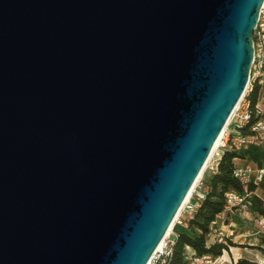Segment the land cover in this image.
Masks as SVG:
<instances>
[{
    "label": "water",
    "instance_id": "1",
    "mask_svg": "<svg viewBox=\"0 0 264 264\" xmlns=\"http://www.w3.org/2000/svg\"><path fill=\"white\" fill-rule=\"evenodd\" d=\"M264 0H0V264H149L249 84Z\"/></svg>",
    "mask_w": 264,
    "mask_h": 264
},
{
    "label": "built area",
    "instance_id": "2",
    "mask_svg": "<svg viewBox=\"0 0 264 264\" xmlns=\"http://www.w3.org/2000/svg\"><path fill=\"white\" fill-rule=\"evenodd\" d=\"M254 47H255V60L251 70L249 84L247 89L233 112L228 126L224 130L220 143L217 149L213 152L206 167H210L213 174H216L219 169L220 162L226 150L242 151L250 147H261L264 145V120L261 118V110L257 106V111L251 109V101L249 95L253 92L256 86L264 87V6L261 10L260 18L254 32ZM258 118V122L251 126L249 134H243L241 129L250 127L253 118ZM235 177L238 178L245 188V193L240 194L237 191H230L227 194V204L224 212L221 214H228L235 208H247L252 206L251 198L253 193L249 192V185H259L264 181V170L254 171L251 167H237L235 169ZM205 185L200 186L199 190L193 191L189 202L187 203V217L192 219L194 213L205 200L207 195ZM194 199V201H193ZM264 204V201H263ZM218 242L228 245L225 241V235H218ZM178 239V235L172 231V234L165 240L162 249L158 250L149 264H168L173 254V247ZM234 250L232 246H228L223 251V254L218 258L211 256L198 257L195 253L188 248L187 260L188 264H238L240 259L232 257Z\"/></svg>",
    "mask_w": 264,
    "mask_h": 264
},
{
    "label": "trees",
    "instance_id": "3",
    "mask_svg": "<svg viewBox=\"0 0 264 264\" xmlns=\"http://www.w3.org/2000/svg\"><path fill=\"white\" fill-rule=\"evenodd\" d=\"M261 88L256 86L249 95L251 109L256 112L260 100ZM258 118H253L250 127L241 129L243 134H249L251 126L258 122ZM241 153L236 150H226L220 162L218 172L212 176L208 182L209 191L205 200L194 213L193 218L188 222L187 227L177 229V242L173 247V254L168 264H188L187 253L190 248L196 256H211L218 258L223 251L231 246L225 245L212 239L213 226L218 217L224 212L227 204V194L230 191L245 193L242 182L235 177L236 160L241 158ZM256 186L249 185V192L253 193L251 198L252 210L264 217V204L254 196ZM238 264H256L247 259L239 260Z\"/></svg>",
    "mask_w": 264,
    "mask_h": 264
},
{
    "label": "rangeland",
    "instance_id": "4",
    "mask_svg": "<svg viewBox=\"0 0 264 264\" xmlns=\"http://www.w3.org/2000/svg\"><path fill=\"white\" fill-rule=\"evenodd\" d=\"M213 175L210 167H206L203 175L194 186L193 191L199 190L200 186L203 185L206 187ZM187 208V204L184 205L176 219L170 235L172 234V231L176 233L177 229L184 227L186 222L185 218L187 217ZM233 211L238 215L236 217L238 220L236 222L238 228H235L236 231L234 234H225V241L230 243L233 248L239 247L238 250L234 249V256L231 255L232 260L234 257L240 260L247 259L256 264H264V217L253 214L252 206L244 209L235 208ZM237 229H239V231H237ZM218 240L219 238L216 237V241ZM241 243L243 244L241 245ZM233 264H235L234 261Z\"/></svg>",
    "mask_w": 264,
    "mask_h": 264
},
{
    "label": "crops",
    "instance_id": "5",
    "mask_svg": "<svg viewBox=\"0 0 264 264\" xmlns=\"http://www.w3.org/2000/svg\"><path fill=\"white\" fill-rule=\"evenodd\" d=\"M258 106L261 110V118L262 120H264V87H262L260 91V100H259ZM240 153L242 156L241 158L237 159L235 163L237 167H241V168L251 167L254 171L264 170V145L261 147H250L249 149L240 151ZM255 186H256V190L254 192V196L259 198L263 202L264 201V181L261 184L255 185ZM206 191L207 192L209 191L208 185L206 186ZM252 212L255 215H259L257 212H254L253 210ZM237 216L238 215L235 214V211H232L228 214L220 215L217 221L214 223L212 239L216 240V237H218V235L221 233L224 235L226 233L234 234V232L236 231L235 228L236 227L238 228L237 223H236L238 221L236 219ZM190 220L191 219H188L185 222V225H184L185 227H187L188 222ZM237 231H239V229H237ZM242 244L243 243H241V245ZM234 249L238 250L239 247L233 248V250Z\"/></svg>",
    "mask_w": 264,
    "mask_h": 264
},
{
    "label": "bare ground",
    "instance_id": "6",
    "mask_svg": "<svg viewBox=\"0 0 264 264\" xmlns=\"http://www.w3.org/2000/svg\"><path fill=\"white\" fill-rule=\"evenodd\" d=\"M219 143H220V140L217 142V144H216V146H215V149H214V151L217 149V147L219 146ZM206 169V168H205ZM205 171V170H204ZM204 173V172H203ZM203 173H202V175H203ZM201 175V176H202ZM201 178V177H200ZM193 191V190H192ZM191 195H192V193H191ZM191 195H190V197L188 198V200L186 201V203H185V205L189 202V200H190V198H191ZM176 222V221H175ZM170 233H171V231L168 233V235L166 236V239L168 238V236L170 235ZM165 239V240H166ZM165 240H164V242H165ZM164 242L161 244V246L159 247V249L158 250H160V249H162V247L164 246Z\"/></svg>",
    "mask_w": 264,
    "mask_h": 264
}]
</instances>
